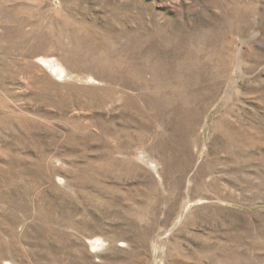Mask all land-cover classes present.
I'll use <instances>...</instances> for the list:
<instances>
[{
  "label": "rangeland",
  "instance_id": "1",
  "mask_svg": "<svg viewBox=\"0 0 264 264\" xmlns=\"http://www.w3.org/2000/svg\"><path fill=\"white\" fill-rule=\"evenodd\" d=\"M0 264H264V0H0Z\"/></svg>",
  "mask_w": 264,
  "mask_h": 264
},
{
  "label": "bare ground",
  "instance_id": "2",
  "mask_svg": "<svg viewBox=\"0 0 264 264\" xmlns=\"http://www.w3.org/2000/svg\"><path fill=\"white\" fill-rule=\"evenodd\" d=\"M60 73H63V70L60 71ZM27 171V170H26ZM23 175V174H22ZM91 180V179H90ZM3 198V197H2ZM8 218V217H7ZM48 221V220H47ZM54 221V220H53ZM72 225V224H71ZM9 226V225H8ZM5 231V230H4ZM8 231V230H7ZM14 231V230H13ZM10 233V232H9ZM14 234V233H13ZM65 240V239H64ZM103 242L101 240H96L95 242H93V246L95 249H98L99 247L103 246L102 245ZM100 250V248H99ZM4 251V250H3Z\"/></svg>",
  "mask_w": 264,
  "mask_h": 264
}]
</instances>
